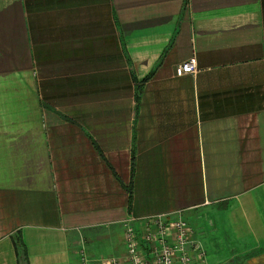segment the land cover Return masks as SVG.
Wrapping results in <instances>:
<instances>
[{"label": "crops", "instance_id": "obj_1", "mask_svg": "<svg viewBox=\"0 0 264 264\" xmlns=\"http://www.w3.org/2000/svg\"><path fill=\"white\" fill-rule=\"evenodd\" d=\"M160 213L264 247V0H0V264Z\"/></svg>", "mask_w": 264, "mask_h": 264}, {"label": "built area", "instance_id": "obj_2", "mask_svg": "<svg viewBox=\"0 0 264 264\" xmlns=\"http://www.w3.org/2000/svg\"><path fill=\"white\" fill-rule=\"evenodd\" d=\"M195 56L175 66L176 75L193 73ZM136 221H139L136 224ZM123 241L125 254L107 256L99 264H209L205 249L195 238L192 227L183 218H172L166 213L151 215L144 220L124 221ZM84 251L79 264H93Z\"/></svg>", "mask_w": 264, "mask_h": 264}, {"label": "rangeland", "instance_id": "obj_3", "mask_svg": "<svg viewBox=\"0 0 264 264\" xmlns=\"http://www.w3.org/2000/svg\"><path fill=\"white\" fill-rule=\"evenodd\" d=\"M218 233L219 235L215 237L214 241L219 244L209 247L208 242L204 247L207 261L211 262L210 259H213L216 264H264V247H260L250 240L236 241L231 236L224 235L225 231L222 229ZM102 257L90 258L97 262Z\"/></svg>", "mask_w": 264, "mask_h": 264}]
</instances>
